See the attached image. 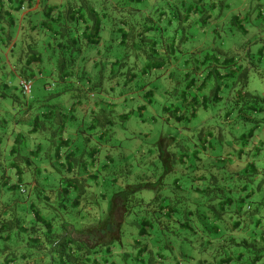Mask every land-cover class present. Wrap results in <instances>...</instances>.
I'll use <instances>...</instances> for the list:
<instances>
[{
  "label": "trees",
  "instance_id": "obj_1",
  "mask_svg": "<svg viewBox=\"0 0 264 264\" xmlns=\"http://www.w3.org/2000/svg\"><path fill=\"white\" fill-rule=\"evenodd\" d=\"M233 1L0 0V264H264V96L248 91L264 47L246 40L249 29L258 34L252 11H264L252 0L235 13ZM141 65L144 80L183 76V107L164 108L175 120L230 107L226 128L179 153L168 167L180 178L150 200L137 193L160 182L116 189L117 179L102 178L114 160L103 166L101 149L116 135L102 103L91 111L92 133L71 134L78 113L86 116L80 96L104 92L107 77L126 103L142 93L152 105L159 88L138 86ZM68 94L78 96L68 109L52 104ZM39 134L46 153L29 140Z\"/></svg>",
  "mask_w": 264,
  "mask_h": 264
},
{
  "label": "rangeland",
  "instance_id": "obj_2",
  "mask_svg": "<svg viewBox=\"0 0 264 264\" xmlns=\"http://www.w3.org/2000/svg\"><path fill=\"white\" fill-rule=\"evenodd\" d=\"M251 2L252 0L233 1L234 12L240 13L243 12L244 9L246 11ZM255 5H258L262 11H264V0L257 1ZM252 15L254 16V19L250 24L253 25L258 34L254 30L249 29L250 33L246 40L251 41L248 46H252L253 50H258L261 47H264V18L262 16L258 17L257 10L252 11ZM257 38L258 40H256ZM141 68L142 65L139 69L134 70V72L138 74V86L142 87L146 83H151L148 85L147 89L159 88L154 91L155 98L152 105L147 104L148 101L146 99L144 101L141 96L142 93H140V97L135 101L136 103L134 102V104H132L131 99L135 98V95L131 93L128 94L129 91H126L128 94V102L126 103V96L120 94V89H117L116 92H111V81L107 77V79H104V92L95 93L93 94L94 96L91 94V97L95 98L90 99L89 101L86 97L83 98L80 96L82 100L84 99V103L87 104L85 106L86 116L78 113V121L72 123L74 131H72L71 134L75 135L72 137L74 139L79 134L83 139L86 135L89 136L92 132L87 128L93 118L91 111L92 109H95L94 103H102V110L106 111L110 118H113L115 122L114 127H111V129L116 132V135L108 139L107 142L109 145L106 148L102 147L100 155L103 166L107 163L106 156L112 155L114 161L112 164H109L114 173L111 172V174L108 173L110 175L105 176L106 174L103 173L104 169H101V173L103 174L102 178H104L109 184H112V181L117 179L116 189L123 188L125 185L129 184L139 185L145 182L147 184H149V182H160L154 189H151L148 185V187L137 193V197L141 195L144 196L146 200H150L156 191L161 190V187L163 186L162 184H164L165 180H171L173 182L175 178H180L179 173L177 172L171 174L169 170L171 168L168 167L174 164H179V153L186 148L193 147L194 144L199 141V136L202 132H207L208 130L212 131L214 128L217 130L226 128L223 115L230 107L228 106V102L220 105H211V108L208 111L205 112L201 110L198 118L191 122L175 120L170 117L169 113L165 112L164 108L171 104L183 107V102L180 99V96H178L185 89L186 84L183 76L181 78L176 77L174 81H169L163 76L164 71H155L151 72L149 77L144 80L140 71ZM41 83V81L34 83L33 96L37 94V87L41 86ZM162 84L164 86L160 89V85ZM165 88L170 90L168 94L165 93ZM248 91L258 96H264V59L263 63L259 65V68L254 70L251 74ZM74 99H78V96L68 94L67 96H62L55 100L52 104H58L60 107L68 109ZM108 101L109 103H113L114 101L116 107L112 110L107 107L104 108V103ZM144 104H147L148 107L141 113L138 110V107ZM132 110H134V112L131 115L130 120L122 121L120 119L119 115L129 113ZM96 113L99 112L97 111ZM231 121H233V118ZM97 129V131H100L103 127L98 126ZM97 137H99V135H94L92 137L94 142H99V139L96 140ZM33 139L37 141L36 144L43 143L44 153L48 152L49 143L44 139L43 135L39 134L29 137L30 141H33ZM162 140H164V152L167 153L169 157L165 160L166 163L161 158L162 151L160 142ZM82 146L83 145L81 144V147ZM166 168H168V171H166ZM129 169L132 170L131 173L128 172ZM174 169L177 170L175 167ZM169 174L170 176H168ZM43 177L44 176L39 179L42 180ZM50 177L52 178V174ZM35 185L36 184L34 183L33 186ZM102 188L103 183H101L98 193H103Z\"/></svg>",
  "mask_w": 264,
  "mask_h": 264
},
{
  "label": "built area",
  "instance_id": "obj_3",
  "mask_svg": "<svg viewBox=\"0 0 264 264\" xmlns=\"http://www.w3.org/2000/svg\"><path fill=\"white\" fill-rule=\"evenodd\" d=\"M22 84H23V86H24L25 91H26L27 93H30V91H31V84H27V83H25V82H23ZM93 96H94V95H93Z\"/></svg>",
  "mask_w": 264,
  "mask_h": 264
}]
</instances>
